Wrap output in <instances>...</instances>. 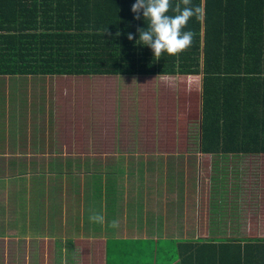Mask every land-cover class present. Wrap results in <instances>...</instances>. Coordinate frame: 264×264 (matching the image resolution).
Segmentation results:
<instances>
[{"label": "crops", "instance_id": "obj_1", "mask_svg": "<svg viewBox=\"0 0 264 264\" xmlns=\"http://www.w3.org/2000/svg\"><path fill=\"white\" fill-rule=\"evenodd\" d=\"M81 76L93 75L0 74V240H6V244L9 238L24 241V244L25 240L37 244L50 240L54 249H59L63 238L55 236L58 233L52 226L56 225L54 220L59 216V204L63 209L65 205L71 207L69 210L66 208L65 228L78 229L75 234L72 231L64 232L65 240L71 246L70 253L62 255L66 264H197L186 259V248L196 245L192 242H203L204 238L230 235L217 231L221 223L240 227L237 215L241 214V218L246 217L248 224H251L253 221L248 217L263 208L253 223L256 229H264V189L255 188L252 182L249 188L237 194L228 189L218 195L219 200L214 201L212 206L210 200L206 204L208 190L202 188L204 182L199 186L202 189L201 197L197 186L190 191L181 190L178 186L155 188V178L149 175L148 168L158 160L154 159L152 153H134L133 150L137 148L130 145H122L123 149L128 148L124 154L129 160L126 163L131 166L128 171L130 191L122 188L114 173L115 191L109 192L103 188L99 191L102 193L99 199H96L93 174L89 173L91 180H88L84 173H75L76 176L73 171L88 157L85 156L86 150L108 149L117 143L102 145L89 142V128H94L96 117L105 123L106 126L100 123L105 135L109 134L107 128H136L132 124L135 108L121 113L116 99L110 101L105 98L107 92H102V99L90 97L91 101L85 99L87 89L82 94H72L73 89L66 95L59 93V77ZM52 80H56L54 84ZM201 89L200 83V97L194 106L199 115ZM137 107L142 112L143 128L147 122L172 127L163 125L173 119L169 108H164L158 118L156 111L151 112V109L145 112L141 104H137ZM163 116H169V119L160 120ZM120 118L121 121H128V127L121 125ZM179 123L181 125L177 122L175 127L187 128L186 121ZM149 128L156 127L151 125ZM61 135L68 137L70 142H60ZM83 137L87 138V142L83 143ZM79 151H84V154ZM229 156L247 157L248 161L242 160L244 168H251V177L257 175L258 181L264 183V173L253 170L264 168V154ZM110 160L113 162L110 165H122L120 158L118 162L115 161L117 158ZM59 163L70 167L69 172L62 175L63 184H59ZM137 165L143 166L144 172L136 174ZM87 185L89 188L84 189ZM69 186H73V189L70 190ZM256 192L258 195H254ZM94 198L98 201L97 211L100 213L104 206L118 207L120 204L117 217L105 218L103 226L90 222ZM209 199L214 200L213 196ZM113 220L119 222L118 228L109 226ZM19 223L25 228L23 232L16 228ZM9 224L13 227L8 228ZM247 228L250 230L251 226ZM233 236L264 237L251 234ZM82 238L90 244L86 253L76 246ZM112 253L115 256L109 258ZM19 259L14 251L11 258L9 253L0 255V264H17L21 261Z\"/></svg>", "mask_w": 264, "mask_h": 264}, {"label": "trees", "instance_id": "obj_2", "mask_svg": "<svg viewBox=\"0 0 264 264\" xmlns=\"http://www.w3.org/2000/svg\"><path fill=\"white\" fill-rule=\"evenodd\" d=\"M135 2L0 0V74L201 75V152L264 154V0H204L203 21L192 17L183 29L194 33L191 47L159 59L136 43L148 22L142 10L135 18ZM178 3L171 0L173 8ZM200 4L191 0V6ZM113 176L94 172L96 199L103 188L115 191ZM192 243L185 255L197 264H264V237L225 235Z\"/></svg>", "mask_w": 264, "mask_h": 264}, {"label": "rangeland", "instance_id": "obj_3", "mask_svg": "<svg viewBox=\"0 0 264 264\" xmlns=\"http://www.w3.org/2000/svg\"><path fill=\"white\" fill-rule=\"evenodd\" d=\"M52 81L54 84L56 80ZM200 83V75L195 77L190 75L158 74L112 77H101L97 75L91 77L81 76L78 78L59 77L57 86L61 94L66 95L69 94V91L73 90L72 94H77L78 92L82 94L84 89H87L85 93L88 95L85 99L91 101L90 97L102 99V92H107L108 95H106L105 98H107V100L110 99V101L116 99L115 102H119L120 112L135 108L132 124L135 125L136 128H107L109 134L106 135L103 133L104 128L100 126L101 124L106 126L105 123L103 121H98L99 119L96 117V121L93 122L94 128H89L88 141L95 144L102 143V145H105V143L117 144L112 145L108 149L86 150L85 156L88 157L83 160L81 166L75 168L73 174L84 173V176L87 177L88 180H91L90 172L94 174V172L100 170L110 171L118 176L122 188H125V190L129 192L131 183L128 180V171L131 166H129V163H126L129 162V160L127 154L126 156L124 154L128 151V148L123 149L122 145H130V147L135 146L137 148L133 150L134 153H152L154 154V159L156 158V160H158L152 163L148 168L149 175L155 178V188L178 186L181 190L190 191L194 190L196 186L201 187L202 182H204L202 188L208 190L206 194L208 196L206 204L210 200L211 205L214 201L217 202V200H219L218 195L223 194L228 189L233 190V192L237 194V192L242 191L244 188H249L251 182L254 184L255 188L264 189V183L258 181L257 175L251 177V168H244L243 162L248 161L247 157L229 155H212L206 157L202 155L201 128L199 127L200 117L199 112L194 108L196 100L200 97L198 94L200 91ZM137 104H141L145 112L151 111V109V112L156 111L155 116L158 118L162 115L161 112L164 108H169L172 115L171 118L173 119L170 120V123H161H163L164 126L172 125V127L165 128L159 126L158 123L155 125L154 123L147 122L143 128L142 112L140 108L137 107ZM147 104H149V106ZM168 119L169 116H163L160 120L165 121ZM183 121L187 122V128L175 127L177 122L180 126L181 124L179 122ZM121 125L128 127V121H121ZM151 125L156 128H149ZM61 139L62 141L60 142L62 143L70 142V139L66 136L63 138V135H61ZM71 139H74L73 136H71ZM82 139L83 143L87 142V138L83 137ZM114 147L117 150H115ZM79 152L84 154V151ZM116 153H118V155L113 157ZM122 153L123 155H121ZM116 158L117 160H115ZM118 158L122 160L121 166L110 165V163H113L110 159H114L118 162ZM135 159L137 160L136 156ZM242 160L244 161L242 162ZM262 164H264L263 161ZM143 169V166H136V170L139 172H144ZM69 170L70 167L59 163V184H63L62 175L69 172ZM253 170L264 173L263 167L260 170ZM98 177L99 173H97L95 180ZM42 180L41 178V181ZM200 187L198 190L201 197L202 189ZM83 188L88 189L89 187L87 185ZM69 189L72 190L73 186H69ZM254 195H258L257 192ZM212 196L214 200L209 199V197ZM121 203H123V201H121ZM68 206L69 205H65L63 209L59 204V216L57 220H54L56 225H52L55 227L53 230L58 233V235L55 236L63 238L59 249H54L50 244L52 243L50 240H44L38 244L35 242L28 243V241L25 240L24 244V241H17L16 238H9L7 244L5 243L6 240H0L2 241L0 242V255H8L9 253V258H11L12 253L15 251L16 258L19 257V260H21L18 261L17 264H66L62 255H68L71 248L69 241L65 240L66 234L64 233L66 213H68V210L71 208ZM66 208H68V210H66ZM118 208H121L120 204L118 207L104 206L101 213L106 219L115 218L118 215ZM218 208H215V210H218ZM261 210H263V208H260L256 213L255 211L252 212L251 216L248 218L254 222L257 216L261 215ZM110 214L112 217H110ZM240 215L241 214L237 215V219L239 217L238 221L240 227L224 222L221 223L222 225L218 227L217 231L230 235H264V229H256L253 222L248 224L249 220L244 216L245 220L242 219ZM250 226L251 231L247 228ZM11 227L13 226L9 224L8 228ZM16 228L19 232L25 230L20 223ZM52 235H54V233H52ZM76 246L86 253L90 244L85 243L82 238ZM25 259L28 260L26 261ZM78 263L82 262H76L75 264Z\"/></svg>", "mask_w": 264, "mask_h": 264}, {"label": "clouds", "instance_id": "obj_4", "mask_svg": "<svg viewBox=\"0 0 264 264\" xmlns=\"http://www.w3.org/2000/svg\"><path fill=\"white\" fill-rule=\"evenodd\" d=\"M181 4L184 5L183 8ZM170 9L176 14L168 15ZM141 10L144 20L148 23L146 28L138 29L139 39L136 43L149 46L156 59H159L165 52L175 56L191 47L194 33L190 30L183 31V29L192 17L202 22L205 16L204 0H201L198 6H191V0H181V3L176 4L174 8L171 0H136L131 8V11L137 14L135 18H140ZM106 30L107 28L104 29L102 35ZM117 35L120 33L117 32ZM127 38L133 40L134 36L129 33ZM89 221L103 226L105 216L93 211L89 216ZM109 226L118 228L119 222L113 220Z\"/></svg>", "mask_w": 264, "mask_h": 264}]
</instances>
